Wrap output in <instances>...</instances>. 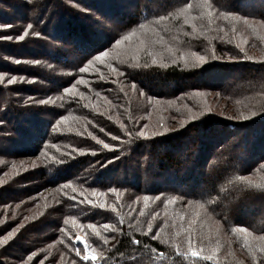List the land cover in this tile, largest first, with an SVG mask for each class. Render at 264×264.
I'll list each match as a JSON object with an SVG mask.
<instances>
[{
	"label": "trees",
	"instance_id": "trees-1",
	"mask_svg": "<svg viewBox=\"0 0 264 264\" xmlns=\"http://www.w3.org/2000/svg\"><path fill=\"white\" fill-rule=\"evenodd\" d=\"M200 3L0 0V73L5 74L0 82V175L5 176L9 159L41 158L40 167L6 181L0 189V264H219L220 253L201 250L199 258L191 256L189 239L193 246L196 229L191 224L189 232L190 223L181 218L179 209L185 201L204 204L232 231L244 227L264 235V199L259 198H264V191L236 179L244 176L259 182L264 166V67L235 65L230 77L231 69L218 62L186 65L181 57H192L193 52L211 56L215 50L221 56L217 48L222 45L223 53L238 49L224 29L216 33L220 43L212 39L218 31L215 20L207 21L210 29L201 35L205 16ZM209 3L213 14L264 22V0ZM187 4L193 5L196 17L189 24L184 16H176ZM160 16L168 19L159 21ZM225 23L233 31L232 22ZM147 27L155 30L151 40L180 55L159 50L119 59L115 53L121 44L115 41ZM25 30L24 40L17 39ZM256 42L264 51V39ZM101 51L114 53L111 67L89 63ZM252 57L264 61L263 53ZM82 67L88 71H79ZM239 71L246 74L229 82ZM12 77L15 82L8 83ZM121 80L154 98L177 100L206 89L220 94L227 104L224 110L221 106L219 112L211 109L198 117L191 112L192 120L185 117L163 135H153L159 126L149 105L134 103L131 94L127 97ZM213 80L219 84L212 85ZM245 88L246 98L241 93ZM236 97L244 99L239 101L243 108L233 105ZM233 108L242 118L244 110L251 111L248 119H233ZM140 131L146 135L139 136ZM15 181L25 186L17 188ZM57 187H64V194L44 202L42 194ZM31 196L38 198L37 205L27 200ZM144 196L149 197L147 202ZM39 206L44 210L28 217L29 210ZM22 224L24 230L11 240L12 231ZM104 224L111 227L105 229ZM80 235L97 261L82 259L84 248L75 243ZM257 251V264H264V252Z\"/></svg>",
	"mask_w": 264,
	"mask_h": 264
},
{
	"label": "rangeland",
	"instance_id": "rangeland-1",
	"mask_svg": "<svg viewBox=\"0 0 264 264\" xmlns=\"http://www.w3.org/2000/svg\"><path fill=\"white\" fill-rule=\"evenodd\" d=\"M190 15L193 17L192 9H191ZM225 16L226 15L220 14L218 12L213 14L212 20L213 21L215 20L218 22V31L216 30L212 39L216 43H220L218 41L216 33L218 34V32L220 31L223 32V29H224V33L228 35V37L231 38L233 36L232 38L235 40L238 46V49L234 48V50H225V52L223 53L221 52V49L223 48L222 47L223 45H222L217 49H219V53H221V55L225 56L224 60L222 61L212 60L211 59L212 55L211 56L206 55V57H208V61L201 65L207 66V65H211L216 62L221 63L223 64V66L231 69L232 75H230V77H234L233 67L235 65H242V64L248 65L250 63H254L253 64L254 66L251 65L252 68L253 67L263 68L264 61L243 59L244 53H247V55L250 57H252V55H255L257 53L264 54L263 48H260L261 43L256 42L257 39H264V29H263L264 27L261 26L262 21L249 20L251 27L246 28L241 22L239 17L229 16L227 19H225L224 18ZM207 21H208V18L207 16H205V26L203 27L201 26V30L203 31L201 32V35H206L207 31L210 29V26L207 23ZM228 21L232 22L230 24L232 25V28L235 27L234 28L235 31H232L229 28H226L228 24L225 22H228ZM149 28L150 27H147L145 29L137 31L135 35L131 36V39L127 43L125 44L122 43L116 50V53H115L116 56L119 59H128V57L129 58L130 57L131 58H141L145 51L150 52L149 55L151 53L154 55V53L159 54V50H161L163 54L175 52V54L178 53V55H180L178 51H175L171 48L163 49L162 47L158 45V42H156V40H151L150 36L153 35L155 30L153 28H150V29ZM249 36L255 37L257 39H249L248 38ZM204 38L207 39L206 36H204ZM161 40L164 41V39H161ZM155 43H156V46L158 47L155 46ZM262 44L264 45V42ZM241 48H243L244 50L243 52H241L240 50ZM169 49H171V51H169ZM113 54L114 53H110L109 56L104 59L103 63H101L100 61H96L95 65L97 66L100 63L103 66L107 65L111 67L110 63H115L114 62L115 57ZM216 55L219 56L218 54ZM227 56L240 57V59L228 60L226 58ZM154 59L156 60V58ZM186 65L190 67L191 66L200 67V65L196 63L194 56L192 57L189 56L187 58ZM254 70L256 71L257 69H254ZM113 72H115L117 75L121 77L123 76V74L118 72L117 70ZM244 74L246 73L239 71L237 75L235 76V78H233V80H230L229 82L232 83L235 80L236 81L239 80L240 78L244 76ZM210 83H212V85L214 86H217L219 84L215 80L210 81ZM120 84L122 86L121 88H123V91L124 93H126L127 97H128V94H131L135 97L133 102L135 100H138L137 102L142 103L144 106L146 104L149 105V110H151L152 114L155 116L156 125L159 126L157 129V132H155L154 134L149 132L150 135L151 134L163 135L165 133L164 128L169 129L173 127V125H175L176 122H182V123L185 122V120L183 119L185 117H187V119L189 120H192L193 118L189 114L191 112H194L195 117H198L199 115L202 116L205 113L209 112L207 109H210V110L213 109V111L216 110L219 112L220 107L222 106V109H223V107H225L227 104V101L224 100L220 94L212 93L211 91H207L206 89H203L202 91H197V93L194 91L187 93L184 96H180L177 100L176 99L168 100L167 98L163 96L154 98L151 95H149V93H146L143 90H138V89L136 90L135 88L137 87H132V86L130 87V85H128L127 82H124L122 80ZM228 85L229 84H226V86ZM256 85H258L257 82H256ZM247 89L249 88H245L243 91H241V93H244L245 91H247ZM245 94L247 95L248 93L243 94V96L246 98ZM119 96L122 97V94H120ZM235 99H236V103L234 102L233 105L237 106V108L240 105V108H243V106L239 103V101L240 100L244 101V99H239V97H236ZM129 101L132 102L131 100ZM134 103L132 104L134 105ZM243 112H244V115L248 116L251 111L244 110ZM231 113H234L233 114L234 117H232L233 119L239 120L240 122L242 121L241 119L243 118L242 116L239 115V112H237V110L233 108ZM260 113H263V112H260ZM260 113H257V114H260ZM236 114L237 116H235ZM23 157L24 159L18 158V160L9 159L6 161L7 166H8L6 168L7 172L4 173L5 174L4 177L3 176L1 177L0 175V189L3 188L4 185H6L5 184L6 181H9L11 179L17 180L22 175H25L33 171L37 167H40L41 165L40 157L37 158L35 156H30V155L23 156ZM0 167H1V162H0ZM15 183H17V188H21V186L23 185V183L18 182V181L17 182L15 181ZM24 186L25 185H23L22 187ZM63 188L64 187H60V188L57 187L54 190H50L42 194V197L44 198V202L58 199L59 195L64 194ZM261 190L264 191V189H261ZM28 195H32V194L29 192ZM259 198L261 201L264 199L263 197H259ZM27 200H29V202L31 200L34 203L33 205L35 204L37 205L39 203L38 198H35V196H31V198H28ZM260 200L258 201V203H261ZM186 203L187 201L184 202L183 207L179 209V212H180L181 218L187 220V222L190 224H192V220L195 217L196 222L192 224L196 229V236L193 235V237L196 238V241L193 244L194 249L200 250V251L201 250L202 251H205V250L213 251V254L220 253V255L217 257L218 261L216 262L219 264L220 263L224 264V262H226V264H235L237 262L239 263L242 262L241 264H257V261H256V258H257L256 253L258 252L257 248L261 249V247H264V239H261V237H264V235H259L254 232H249L251 233V235H247L245 233H242L243 234L242 236L236 235L234 231L229 229L226 223H223L218 218L211 216L209 212L206 210V208L200 209L198 207V204L194 202H189V204L187 205ZM43 210H44V207H40V206L38 208H33L29 210L28 217L31 216V218H35V216H37ZM25 226L26 224H22L21 226H18V228H15L12 231V235L10 236L11 240L16 238L15 235L19 234L20 231L24 230ZM78 237H80L79 239L80 241L81 240L83 241V242L81 241V245L84 248V243L88 244L87 239L82 235ZM76 240L77 238L75 239V241ZM228 240H230L229 243L227 242ZM261 256L264 257V253H262Z\"/></svg>",
	"mask_w": 264,
	"mask_h": 264
},
{
	"label": "snow or ice",
	"instance_id": "snow-or-ice-1",
	"mask_svg": "<svg viewBox=\"0 0 264 264\" xmlns=\"http://www.w3.org/2000/svg\"><path fill=\"white\" fill-rule=\"evenodd\" d=\"M197 6L204 10L201 13V15L202 16H207L209 23H211L212 22V17H213V12L211 10L212 9V5L209 3V0H202V3H200ZM192 8H193V5L192 4H187V6L185 8L179 9V11L176 13V16H184V23L185 24H189V23H191L192 20L196 19V17H192L190 15ZM228 15H232V14H228ZM228 15H226L224 18L227 19L228 18ZM167 19H168V17H166V16H160L159 17V21H163V20H167ZM240 20H241V22L243 23V25L246 28L247 27H251V24L249 23V20H248L247 17H241ZM159 21H157V23ZM261 26L264 27V22L261 23ZM5 27H7V26H5ZM27 27L28 28H31L32 27V24L29 23L27 25ZM144 27H145L144 24H140V28H144ZM195 27H196L195 24H192L193 30H195ZM233 31H235V29H233ZM27 35H28V32L25 30L22 35H19L17 37V39L24 40V38ZM36 35H39V33H36ZM133 35H135V32H132L129 35L123 36L121 39L116 40L115 43L117 45H120V44L123 43V41L131 39V36H133ZM240 50H241V52L244 51L243 48H241ZM169 51H171V49H169ZM192 55L195 57L196 63L198 65L204 64V63H206L208 61V57H206L205 55H201V54H199L197 52H193ZM108 56H109V51H101L99 53V55L93 56L92 60H90L89 63H92L93 61H100L101 63H103L104 59L106 57H108ZM226 58L228 60H237V59H240V57H235V56H227ZM181 59H183L184 60V63L187 64V58L186 57H181ZM211 59L212 60H221L222 61V60L225 59V56H223V55L217 56L215 54V50H213V54L211 56ZM243 59H249L250 60V59H252V57L248 56L247 53H244ZM153 63H156L155 59H153ZM172 63H176V59L175 58H173ZM116 70L117 69H113V71H116ZM79 71H81V72H87L88 69H87V67H82V68L79 69ZM4 75H5L4 73H0V82H3ZM15 79H16L15 77H12L11 79L8 80V83H14L15 82ZM65 91L66 92H71L72 89L71 88H66ZM207 110L210 111V109H207ZM252 115L255 116L256 113L253 112ZM243 119L247 120L248 117L247 116H244ZM181 126H183V124H181ZM164 131L167 132V131H169V129L168 128H164ZM138 135L141 136V137H143V136L146 135V133L144 131H140V132H138ZM93 138L95 139V137H93ZM112 138L113 139H117L116 136H113ZM98 142L101 143V144H103V147L104 148H109L110 147L109 144L104 143L103 141H98ZM259 177H260L259 182H255L252 179H250L248 177H244V176H239L236 179H238L240 181H246L247 184L250 187H255L257 189H264V168H261L260 169ZM65 186H67V185H65ZM110 191H112L113 193H116L117 192V190L115 188H111ZM143 199H144L145 202H147L149 200V197L148 196H144ZM174 202H175L174 199L168 201L169 204L174 203ZM209 202H211V201H209ZM101 207H103V205H101ZM198 207L200 209H204L205 208V205L204 204H198ZM116 210H117V205H115V204L112 205V211L115 212ZM141 215H143V213H141ZM197 215H198V213H197ZM195 222L196 221H195V217H194L193 220H192V224H194ZM89 227L95 228L96 226L94 224H90ZM103 227L105 229H108L111 226L109 224H104ZM113 230L115 231L116 229L113 228ZM149 230H151V229H149ZM188 230H189V232L191 231V224L189 225V229ZM233 230L234 231H237V232L245 233L247 235H251V233L248 232V229L247 228H244V227L235 228ZM9 235H11V232H9ZM77 239H80V237H77ZM261 239H264V237H261ZM136 243H139V241H136ZM189 250H190V253H191V256L192 257H194V258H199L200 257V250H196V249L193 248L191 239H189ZM260 251L264 252V247H261ZM84 253L85 254L82 257V259L84 261H88V260L95 261L98 258L97 255H96V253H95V251L93 249H90L87 243H84ZM77 255L78 256L80 255V250L79 249H77ZM203 259L210 261V260L213 259V257L212 256H205V257H203Z\"/></svg>",
	"mask_w": 264,
	"mask_h": 264
},
{
	"label": "water",
	"instance_id": "water-1",
	"mask_svg": "<svg viewBox=\"0 0 264 264\" xmlns=\"http://www.w3.org/2000/svg\"><path fill=\"white\" fill-rule=\"evenodd\" d=\"M75 243H76L77 245H81V241H79L78 239L75 241Z\"/></svg>",
	"mask_w": 264,
	"mask_h": 264
},
{
	"label": "bare ground",
	"instance_id": "bare-ground-1",
	"mask_svg": "<svg viewBox=\"0 0 264 264\" xmlns=\"http://www.w3.org/2000/svg\"><path fill=\"white\" fill-rule=\"evenodd\" d=\"M82 241V240H81ZM83 242V241H82Z\"/></svg>",
	"mask_w": 264,
	"mask_h": 264
}]
</instances>
